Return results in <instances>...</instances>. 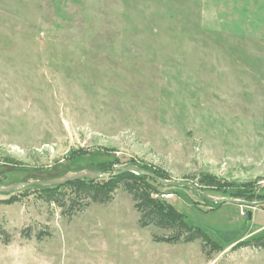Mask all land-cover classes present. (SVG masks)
I'll list each match as a JSON object with an SVG mask.
<instances>
[{"label":"rangeland","instance_id":"1","mask_svg":"<svg viewBox=\"0 0 264 264\" xmlns=\"http://www.w3.org/2000/svg\"><path fill=\"white\" fill-rule=\"evenodd\" d=\"M99 164L146 167L224 250L155 241L122 187L71 216L70 188L22 189L0 193V264H264L232 250L264 236V0H0V185Z\"/></svg>","mask_w":264,"mask_h":264},{"label":"trees","instance_id":"2","mask_svg":"<svg viewBox=\"0 0 264 264\" xmlns=\"http://www.w3.org/2000/svg\"><path fill=\"white\" fill-rule=\"evenodd\" d=\"M137 167L148 174L146 167ZM96 168L100 173L110 176L99 180L81 179L60 186L41 187L31 185L25 188V190L29 191L30 189H36L41 192V198L45 202L49 204L56 203L58 206L63 207L65 206L64 203H62L63 193L60 191L63 188H70L71 195L67 197L69 204L66 206V210L63 211V213L71 216L73 212L83 210L91 204L106 205L110 203L114 192L119 187H122L134 202V208L139 214L138 224L140 228L154 227L156 229L172 232L168 237L155 238V241L167 244L201 241L204 245H208L213 252L224 250L221 245L213 242L201 230L187 225L185 215L178 212L166 201V199L161 198L162 194L159 195V198H151L150 192L156 190L145 183V179L147 177L149 178L148 175H135L130 172H122V170H114L111 165L106 166L99 164L96 165ZM151 174L154 175L151 179H154L159 186L162 185L159 183L158 179L168 180L167 177L159 173L153 172ZM54 177H57V174L45 176V174L41 173L33 176L32 180L46 181ZM208 184L211 186L214 185V182L209 180ZM168 194L172 195V193ZM254 194L253 189H243L238 191L235 195L237 198L246 202H252L254 201ZM257 197L259 200L263 199L262 195H257ZM237 247H250L264 250V236L254 235L232 247V250Z\"/></svg>","mask_w":264,"mask_h":264},{"label":"water","instance_id":"3","mask_svg":"<svg viewBox=\"0 0 264 264\" xmlns=\"http://www.w3.org/2000/svg\"><path fill=\"white\" fill-rule=\"evenodd\" d=\"M122 172H130L136 175H145V172L133 166L123 169ZM109 176L110 175L102 174L99 171H94V170H89V169L80 170V171H70V172L63 174L62 176L49 179L46 181L30 180L26 183H17V184H11L7 186L0 185V193L7 194L13 191H21L22 189H25L31 185L41 186V187L60 186L68 182H74V181L81 180V179L99 180L103 178H108ZM158 181L164 187H177L178 186V187H187L189 189H194L193 185L184 183V182L168 181V180H161V179H158ZM207 198L215 203L223 202V200H220V199H215V198H210V197H207ZM246 217H247V220L250 222L251 212L248 211L246 214Z\"/></svg>","mask_w":264,"mask_h":264},{"label":"built area","instance_id":"4","mask_svg":"<svg viewBox=\"0 0 264 264\" xmlns=\"http://www.w3.org/2000/svg\"><path fill=\"white\" fill-rule=\"evenodd\" d=\"M169 196H172V195L171 194L170 195H163V194L161 195L162 198H164V197L168 198Z\"/></svg>","mask_w":264,"mask_h":264}]
</instances>
